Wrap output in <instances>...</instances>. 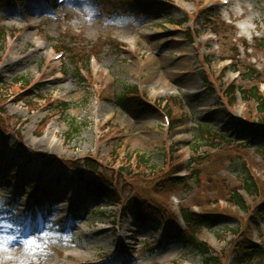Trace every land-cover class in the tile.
<instances>
[{"label": "rangeland", "instance_id": "374dc122", "mask_svg": "<svg viewBox=\"0 0 264 264\" xmlns=\"http://www.w3.org/2000/svg\"><path fill=\"white\" fill-rule=\"evenodd\" d=\"M123 1L0 0V264H204L171 226L216 264H264L232 253L264 249V138L244 144L236 126L262 115L226 90L257 86L264 103V0H141L119 16ZM132 88L138 103L120 104ZM145 208L158 228L134 220ZM185 213L218 219L188 227Z\"/></svg>", "mask_w": 264, "mask_h": 264}, {"label": "trees", "instance_id": "16d2710c", "mask_svg": "<svg viewBox=\"0 0 264 264\" xmlns=\"http://www.w3.org/2000/svg\"><path fill=\"white\" fill-rule=\"evenodd\" d=\"M143 6V3L141 0H131L130 2H127L125 4L126 11L129 14L134 15L136 10ZM221 26L223 28H227L228 30V25L224 24L221 22ZM222 28V29H223ZM213 30V29H212ZM212 33L215 35V37H218L217 31L213 30ZM262 42L264 46V40L260 41ZM244 46V45H243ZM245 50H249L246 46H244ZM254 70L247 69L245 73L243 74L244 80H251L254 76ZM227 92H229L228 96L230 97V105H232L236 101V91L235 88L231 85L228 89ZM238 93L241 97V101L243 102H248L250 100L254 101L257 105V109L259 113L262 115L261 119L258 122H253V121H239L236 126L238 127V133L239 132H245L247 141L244 143L246 144L247 142L252 141L254 138H259L262 137L264 138V103L262 96L260 94V91L258 90L257 86H253L248 89H239ZM117 101L121 104L124 102V100L127 101H134L138 103L139 99L136 93L135 88L132 89H124L121 91L117 96ZM124 105V104H122ZM64 108H66V105H63ZM4 115V116H3ZM5 121L6 123H10L9 118L5 117V113L0 111V121L2 122ZM0 122V129H1V123ZM73 131L78 132L77 127H73ZM204 130L200 127L199 129V134H202ZM228 136V135H227ZM225 138V137H223ZM101 180V179H100ZM99 180V181H100ZM173 180V179H172ZM87 182V186L90 187L92 192L96 195L98 198H103L107 202L114 204V200H119V198H115V195L113 194V190L111 189H106L104 188V185L102 182ZM252 186L250 184L246 183L245 189L248 190L249 192H252ZM114 196V197H113ZM233 203L236 207L240 209H244V203L242 199L239 197V195L234 194L233 195ZM136 202V201H134ZM132 202V203H134ZM131 203V204H132ZM263 208H264V202H263ZM146 209V208H145ZM148 212L146 214L138 213L134 217L136 221H138L140 224H148L151 221L150 218V210L146 209ZM150 212V213H149ZM184 222L188 225V227H198V226H210L213 224L217 219V215H206V214H201L197 217H194L193 214L185 213L182 215ZM157 225V224H156ZM171 229L169 230V238L170 239H178L183 241L185 244L189 245L193 250H195L198 254H200L203 258V263L204 264H216L217 263V256H212L211 249L206 246L205 243L198 241L193 234H186L184 232H181L180 229L176 226H171ZM156 245V244H154ZM240 245V244H239ZM241 246V245H240ZM241 248H245V250L240 253L238 248H234L232 253L235 256L242 255L241 258L243 257H248V256H259L260 254L264 253V249L262 247H259L257 245H254L249 242L247 246H241ZM240 260V257H237Z\"/></svg>", "mask_w": 264, "mask_h": 264}, {"label": "bare ground", "instance_id": "6f19581e", "mask_svg": "<svg viewBox=\"0 0 264 264\" xmlns=\"http://www.w3.org/2000/svg\"><path fill=\"white\" fill-rule=\"evenodd\" d=\"M36 45H37V47H38V49H42V44L39 42V41H36ZM62 80V77H58V76H55L54 78H52L50 81H51V83H57V82H59V81H61ZM25 90H23V92H24ZM19 96L20 95H17V97L19 98ZM17 99V98H16ZM7 102V101H6ZM3 107V106H2ZM49 145H50V143H49ZM39 172H37V175L36 176H39V174H38ZM34 201H38L37 199H34ZM33 203V202H32ZM34 204V203H33ZM63 211H65L66 212V209H62ZM47 217H48V213H47ZM47 217L45 216V219L43 220V221H41V226H44V224L45 223H47L48 222V219H47ZM61 220V218H57V219H55V221L53 222L54 224H57V223H59V221ZM63 220V219H62ZM40 227V226H39ZM124 238V237H123ZM115 261V260H114Z\"/></svg>", "mask_w": 264, "mask_h": 264}, {"label": "snow or ice", "instance_id": "6c2138e0", "mask_svg": "<svg viewBox=\"0 0 264 264\" xmlns=\"http://www.w3.org/2000/svg\"><path fill=\"white\" fill-rule=\"evenodd\" d=\"M9 227H11V226L9 225ZM24 243H25V244H31L32 241L29 239V240H26Z\"/></svg>", "mask_w": 264, "mask_h": 264}]
</instances>
